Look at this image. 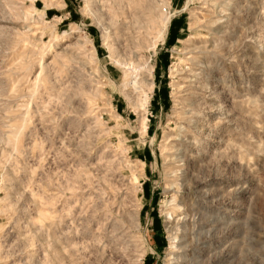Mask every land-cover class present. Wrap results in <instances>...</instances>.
Listing matches in <instances>:
<instances>
[{
	"label": "rangeland",
	"instance_id": "rangeland-1",
	"mask_svg": "<svg viewBox=\"0 0 264 264\" xmlns=\"http://www.w3.org/2000/svg\"><path fill=\"white\" fill-rule=\"evenodd\" d=\"M181 137L212 245L264 264V0H0V264H165Z\"/></svg>",
	"mask_w": 264,
	"mask_h": 264
},
{
	"label": "bare ground",
	"instance_id": "bare-ground-1",
	"mask_svg": "<svg viewBox=\"0 0 264 264\" xmlns=\"http://www.w3.org/2000/svg\"><path fill=\"white\" fill-rule=\"evenodd\" d=\"M161 19H162V17H161ZM163 20L165 22L164 28H166L169 19H167L166 21H165V19H163ZM162 22H160V23H162ZM152 23H153V21H152ZM113 56H115V55H113ZM151 70L148 72H151ZM150 75H151V73H150ZM199 77H201V76H199ZM140 119H141L140 124H142L143 128L145 129L146 128V122H145L146 117L143 116V117H140ZM181 134H183V133H181ZM179 135H180V133H179ZM174 140H176V139H174ZM170 146L172 149V150H170V157H171V161H173L172 163L174 164V165H172L173 175H174L173 176V182H172L173 183L172 189H173L174 193L176 194V201H175V208H176L175 214L176 215H175V217L178 216V219L175 223L176 224L175 226H176L178 232L174 236L175 241L172 242V240H171L174 250L171 252L170 256L165 259V264H225L226 256H224V254H222V252L217 251V249L212 245V243L210 241V238H209L210 230H208V231L204 230V228L206 226L204 225V223L202 221L203 213H202L201 209H202V207H205V206H204V203H202V201L199 199V197L197 198L196 184H191L188 181L187 171L185 170V165H187V164H185L183 162L185 159L183 157V154H184V152L186 153L187 149H191V144L190 143L188 144L186 139H183V137H181L180 139H178L176 141L174 146H172V144ZM167 161H168V159H167ZM188 197H189V199H191V201H190L189 205L187 206V209L184 210L183 205H186V199ZM183 215H184V217H183ZM187 216H189L190 218L187 219L186 218ZM187 224H189V226Z\"/></svg>",
	"mask_w": 264,
	"mask_h": 264
}]
</instances>
